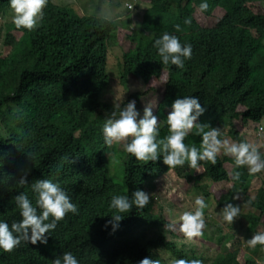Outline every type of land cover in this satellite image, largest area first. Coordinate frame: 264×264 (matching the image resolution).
<instances>
[{
	"label": "trees",
	"instance_id": "16d2710c",
	"mask_svg": "<svg viewBox=\"0 0 264 264\" xmlns=\"http://www.w3.org/2000/svg\"><path fill=\"white\" fill-rule=\"evenodd\" d=\"M120 1L133 9L142 5L141 23L132 19L124 25L128 29L102 17L75 16L50 1L39 26L32 31L21 28L19 41L11 32L2 40L4 27L0 31V43L10 49L7 57H0V118L7 126L13 122L6 140H0V220L11 224L21 219L14 200L20 192L34 202L30 186L17 183L25 170L29 184L35 179L60 183L78 209L57 223L46 244L21 242L11 251L0 249V264H52L65 252L76 256L79 264H138L145 256L159 264H174L178 259H197L201 264H256L252 254H238L244 250L241 238L223 235L218 226L210 236L203 237L204 229L200 237L184 235L181 217L196 208L186 206L187 191L172 201L181 209L180 218H175L177 212L157 205L154 197L165 195L158 189L168 192L181 183L206 203L211 197L213 205H220L215 210L222 216L225 206L234 204L226 198L227 193L238 189L245 206L256 210L245 215L247 218L241 216L248 222L249 238L264 232V170L251 174L246 166L237 168L234 158L223 149L215 165L204 161L197 169L187 162L169 168L162 159L138 161L130 154L124 184L116 185L109 179L104 157L108 145L102 128L109 114L134 99L133 93L110 105L115 101L107 76L112 51L120 83L133 80L143 86L137 94L146 96L145 107L150 106L157 116L160 138L168 134L166 121L173 101L197 96L205 111L194 123L219 129L222 139L243 142L239 137L243 124L264 118V0H208L204 13L199 11L201 0ZM154 2L158 4L151 7ZM9 8V0H0L1 17L9 15ZM214 9L224 11L217 22L212 19ZM185 18L190 20L187 25ZM207 18L213 21L212 26L202 23ZM177 24L181 31H176ZM165 32L192 47L183 69L163 65L152 46ZM104 91L106 102L101 99ZM184 142L199 147L201 137L189 133ZM198 169L201 172L197 173ZM186 170L189 175L183 176ZM237 171L240 177L234 181ZM168 173L172 178L157 184ZM256 176H260L258 185L250 190V179ZM220 183L228 185L225 194L212 190ZM136 190L148 193L149 203L142 210L133 207L109 234L111 225L107 230L103 225L110 219L111 197L127 195L131 199ZM173 194L168 192L165 197ZM212 211H204L205 225ZM202 240L205 248L213 245L219 252L204 249L197 254L193 244ZM163 252L173 260L161 258Z\"/></svg>",
	"mask_w": 264,
	"mask_h": 264
},
{
	"label": "clouds",
	"instance_id": "9594fccd",
	"mask_svg": "<svg viewBox=\"0 0 264 264\" xmlns=\"http://www.w3.org/2000/svg\"><path fill=\"white\" fill-rule=\"evenodd\" d=\"M50 0H9V12L12 9V22L14 31L23 35L22 29L32 31L39 26L43 19V9ZM55 4V3H54ZM58 5V4H55ZM126 4V9H129ZM209 8L208 0H201L199 11L207 12ZM190 20L185 18L184 24H189ZM176 31H181L179 24L175 25ZM160 57L163 65H174L183 69L186 60L191 58L192 47L190 44H182L176 35L165 32L153 41L152 45ZM197 96H184L176 98L171 104V111L167 115L168 134L160 138L158 118L153 115L150 106L144 107L140 115L136 110V101H128L118 112H113L105 119L102 132L104 142L108 145L124 141L125 151L135 157L138 161H152L162 159V163L169 168L183 166L187 162L188 166L197 169L198 162L207 161L212 165L217 162V156L221 149L226 155L234 158L237 168L246 166L249 173L255 174L264 170V153L258 147L245 142L242 138V130L249 125H256L255 141L259 142L264 134V127L248 121L250 124L243 127L239 137L243 142H230L229 139H222L220 130L212 128L207 124L194 123L205 111L198 103ZM193 133L201 137L200 146L186 144L185 138ZM247 141V140H246ZM27 170L17 183L19 186L29 185L34 194V202L29 199L25 192H20L14 197L15 204L19 209L21 219L9 224L5 220H0V249L11 251L19 246L21 242L32 245L39 242L41 245L47 243L50 232L55 230L57 223L66 214H76L77 205L71 202V197L60 183L51 179H35L29 184L25 179ZM240 172L234 173L232 179L238 180ZM150 195L142 190L132 193L130 199L127 195H114L108 204L111 212L110 219L106 220L103 228L108 229L111 225L113 234L118 228V223L125 218L133 207L142 210L149 203ZM228 203L223 209V221L231 224L235 218L240 216V208ZM196 208L191 212H184L181 217L180 230L191 239L203 235L205 228L204 209L207 204L203 197H197L194 201ZM168 227H173L169 225ZM250 248L254 250L257 245L264 246V232L257 233L248 240ZM52 264H79L78 259L71 252H65L55 257ZM138 264H159L150 256H145ZM174 264H201L200 260L178 259Z\"/></svg>",
	"mask_w": 264,
	"mask_h": 264
},
{
	"label": "rangeland",
	"instance_id": "374dc122",
	"mask_svg": "<svg viewBox=\"0 0 264 264\" xmlns=\"http://www.w3.org/2000/svg\"><path fill=\"white\" fill-rule=\"evenodd\" d=\"M53 4H58L60 6H63L68 11H70L73 15L79 16V17H102L105 18L113 23L119 24L123 27L128 26L130 21L138 20L139 23H141L142 14H140L139 9L142 6L141 4L135 5V8L133 11H129L126 9V5L122 4L120 0H50ZM157 2H154V4L151 7H154V5H157ZM159 7V6H158ZM138 10V11H137ZM153 15H158V13L151 11ZM212 19L217 22L224 14V11L221 10H213L212 12ZM120 15L122 17H120ZM12 16L13 12L12 9L9 12V15L6 17L0 16V31L2 30V27H4V32L1 35L2 40L5 38L7 33H10L19 41V37L21 36L19 33L14 31V23L12 22ZM136 16V18H135ZM156 20V18H154ZM206 26H212L213 21L209 18H207L205 21L202 22ZM125 25V26H124ZM128 28L129 27H125ZM135 29L137 27L135 26ZM10 52L9 48H5L2 43H0V57L5 58L8 56ZM115 53H118L117 50H115ZM107 76L109 77V87L111 89V93L115 96V101L111 102L110 105L115 106L116 103L120 102L121 100H124L128 97H130L134 93V100L136 101V110L141 115L143 113L145 103H146V96L141 95L140 93L137 94V92H141L142 85L139 82L132 81H126V85H122L120 83V74L118 69V63L115 60V58L112 56V51L109 53V63L107 66ZM112 78L114 79V83H112ZM136 92V93H135ZM106 95L107 91H104L101 99L103 102H106ZM3 110H6L4 107ZM111 116V114L108 115V117ZM249 122H245L243 124L244 127L249 125ZM252 124H259V127H264V118L259 123L254 122ZM13 126V122H10L9 125H6V122L2 121L0 118V140H6L8 136V132L10 130V127ZM256 125H249L246 127V129L242 130V138L245 140V142H248L249 144H253L258 147V150L261 153H264V134L262 136L263 140H260L259 142L255 141L256 133H255ZM247 140V141H246ZM124 141H121L119 143H113L109 146L108 151L105 153V161L108 164L109 168V179L112 180L116 185L124 184L125 181V164L126 160L128 158L129 153L125 151L124 147ZM227 171L229 172L230 169L226 167ZM201 172L200 169H198L197 173ZM189 171L186 170L183 172V176H188ZM182 178V174L180 175ZM264 176V175H263ZM260 177V176H259ZM258 176L253 177L250 179V190H253L258 185ZM172 178V173L166 174L163 179H160L157 184L162 182L163 180H168ZM174 178V177H173ZM227 183H220L215 184L212 188V190H217L218 193L225 194L227 191ZM161 192H163L165 195H167L168 192H173L174 194L171 196V198L167 199L165 195H160L158 198L154 197L156 200L157 205H162L163 208L166 211H175L176 216L175 218H180L181 214L180 208H175L172 205V201L176 198L177 195H184V193L187 191L188 196L190 198L186 199V206L187 203L190 204L192 207L194 204V199L197 197L195 195V191H193L190 187L184 188L183 184L176 183L175 188L169 190L168 192H164L161 188L158 189ZM235 194V196H234ZM214 198V197H213ZM228 200L236 199V205L240 208V216L235 218L232 222L234 225L228 226L226 222L223 221V218L221 216V212L216 211L215 209L219 208L220 205L217 204V202L214 203V200L211 197L207 198L208 203L207 207L203 210L206 211L208 209V212H210L212 209L210 216L207 217L208 221L206 223V226L204 228L205 235L210 236L211 233H216V228L221 229V233L226 236H231L232 238L237 236L241 238L242 245L244 246V250L238 254H245L250 255L254 257V260L256 264H264V246L260 245L259 249L254 250L250 248V245L248 243V240L252 238L250 235L249 238L246 237V229L248 226V222L241 218L243 216L249 213H256V210L252 207L245 206L244 201L242 200L243 196L238 192V189L235 191H230L227 193ZM209 206V208H208ZM222 209V208H220ZM207 212V213H208ZM206 242L204 240L198 241L193 244V249L197 254L202 252L204 249H208L209 251H214L215 249L218 251V249L215 246H208L205 248ZM249 248V249H247ZM219 252V251H218ZM161 258L173 260L171 255L168 253H161Z\"/></svg>",
	"mask_w": 264,
	"mask_h": 264
},
{
	"label": "built area",
	"instance_id": "2783aa9c",
	"mask_svg": "<svg viewBox=\"0 0 264 264\" xmlns=\"http://www.w3.org/2000/svg\"><path fill=\"white\" fill-rule=\"evenodd\" d=\"M127 7H128L129 9H133L132 5H130V4H128Z\"/></svg>",
	"mask_w": 264,
	"mask_h": 264
},
{
	"label": "crops",
	"instance_id": "0c3cea01",
	"mask_svg": "<svg viewBox=\"0 0 264 264\" xmlns=\"http://www.w3.org/2000/svg\"><path fill=\"white\" fill-rule=\"evenodd\" d=\"M124 5H126V4H124ZM120 17H122L121 15H120ZM199 164H203L204 163V161H200V162H198Z\"/></svg>",
	"mask_w": 264,
	"mask_h": 264
}]
</instances>
